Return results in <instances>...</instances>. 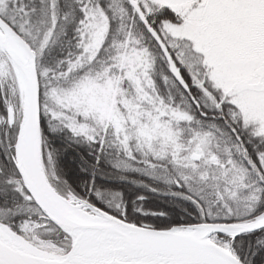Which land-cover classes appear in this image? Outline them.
<instances>
[{
	"label": "snow or ice",
	"instance_id": "6c2138e0",
	"mask_svg": "<svg viewBox=\"0 0 264 264\" xmlns=\"http://www.w3.org/2000/svg\"><path fill=\"white\" fill-rule=\"evenodd\" d=\"M0 264H264V0H0Z\"/></svg>",
	"mask_w": 264,
	"mask_h": 264
}]
</instances>
